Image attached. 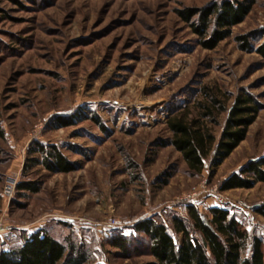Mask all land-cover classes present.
Here are the masks:
<instances>
[{"label":"rangeland","instance_id":"obj_1","mask_svg":"<svg viewBox=\"0 0 264 264\" xmlns=\"http://www.w3.org/2000/svg\"><path fill=\"white\" fill-rule=\"evenodd\" d=\"M213 1L0 0L4 248L44 229L71 255L84 252L85 264H149L144 239L128 251L110 240L117 233L134 237L137 221L155 217L180 243L170 218L185 214L187 202L204 215L214 206L229 210L264 242V215L256 210L264 204V181L221 190L226 178L264 156V59L254 49L264 38V0H254L231 35L207 49L178 11ZM241 35L252 50L241 49ZM204 86L227 108L246 92L259 109L228 157L214 167L207 159L204 170L192 174L180 152L164 143L166 120L174 108L203 100ZM226 115L213 126L218 138ZM72 117L73 124L59 125ZM35 140L57 145L76 169L27 166ZM10 179L16 187L6 197ZM21 181L39 190L19 191Z\"/></svg>","mask_w":264,"mask_h":264},{"label":"trees","instance_id":"obj_2","mask_svg":"<svg viewBox=\"0 0 264 264\" xmlns=\"http://www.w3.org/2000/svg\"><path fill=\"white\" fill-rule=\"evenodd\" d=\"M253 4L254 0H215L204 7H187L178 13L197 34L199 43L204 48L213 49L231 35L232 28L246 18ZM237 39L241 49L252 50L248 36L241 35ZM254 49L264 59V38ZM202 90L203 100L193 106L174 108L166 120L170 136L164 143L180 152L192 174H200L207 159L210 167H214L228 157L245 139L259 109L253 96L246 92L239 94L227 108L226 101L209 87L204 86ZM225 112L226 119L218 138L213 126L219 125L218 118ZM73 118L58 123L63 126L73 124ZM90 118L101 130H106L99 115ZM28 153L31 163L27 166L41 165L53 173H66L77 167L55 144L35 140ZM259 181H264V156L250 160L240 172L226 178L221 190L250 188ZM17 188L19 191L39 190L35 183L27 181L19 182ZM256 210L264 215V204ZM209 213L204 215L194 203L187 202L185 214L171 216L173 230L182 236L180 243L163 222L155 217H144L134 224V237L117 233L110 245L128 251L134 240L144 239L147 252L153 258L149 264H264L261 237H252L227 209L214 206L210 207ZM22 239L20 244L5 251L0 238V264H61L63 261L65 264H85L87 261L84 252L71 255L63 242L44 229L24 234Z\"/></svg>","mask_w":264,"mask_h":264},{"label":"built area","instance_id":"obj_3","mask_svg":"<svg viewBox=\"0 0 264 264\" xmlns=\"http://www.w3.org/2000/svg\"><path fill=\"white\" fill-rule=\"evenodd\" d=\"M16 187V182L13 181V179H10V182L7 184L5 190H4V195L7 196H11L14 192V189ZM195 195H189V197H187L186 199H192Z\"/></svg>","mask_w":264,"mask_h":264},{"label":"snow or ice","instance_id":"obj_4","mask_svg":"<svg viewBox=\"0 0 264 264\" xmlns=\"http://www.w3.org/2000/svg\"><path fill=\"white\" fill-rule=\"evenodd\" d=\"M4 250H5V251H7V249H6V248H5Z\"/></svg>","mask_w":264,"mask_h":264},{"label":"crops","instance_id":"obj_5","mask_svg":"<svg viewBox=\"0 0 264 264\" xmlns=\"http://www.w3.org/2000/svg\"><path fill=\"white\" fill-rule=\"evenodd\" d=\"M155 120V119H154ZM218 207V206H217ZM28 234H31V233H28Z\"/></svg>","mask_w":264,"mask_h":264}]
</instances>
